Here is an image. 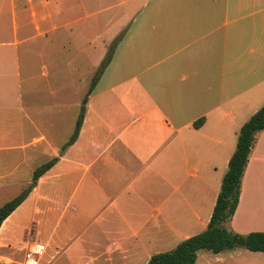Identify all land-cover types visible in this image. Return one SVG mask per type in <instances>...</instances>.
Here are the masks:
<instances>
[{
	"label": "crops",
	"instance_id": "crops-1",
	"mask_svg": "<svg viewBox=\"0 0 264 264\" xmlns=\"http://www.w3.org/2000/svg\"><path fill=\"white\" fill-rule=\"evenodd\" d=\"M44 5L32 17L47 18L48 31L54 10ZM116 6L127 30L89 96L78 138L64 150L88 90L80 66L71 71L65 40L55 50L54 41L24 54L0 50V202L58 157L2 223L0 264H25L35 244L44 248L41 264H148L204 231L238 132L264 105V0ZM21 41L14 43L29 42ZM92 56L96 67L102 55ZM226 225L264 231V129ZM196 264H264V251L200 250Z\"/></svg>",
	"mask_w": 264,
	"mask_h": 264
},
{
	"label": "rangeland",
	"instance_id": "rangeland-1",
	"mask_svg": "<svg viewBox=\"0 0 264 264\" xmlns=\"http://www.w3.org/2000/svg\"><path fill=\"white\" fill-rule=\"evenodd\" d=\"M48 1V9L54 10V14L52 22L47 27L49 30L45 31L43 26L48 24L47 18L44 20L41 15H38L34 20L32 17V8H46L44 0H33L32 3L30 0H0V41L8 44L0 46V50L10 56L14 54L15 48H19L24 54V50L25 52L38 51V48L35 47L37 42L46 44L50 41H54L55 46L53 47L52 44L50 49L55 50L60 48L58 41L65 40L63 49L71 56L72 73L77 72L76 67L80 66L81 71L85 73L89 88L93 76L127 30L129 22L119 21L123 18V8H117L116 4L119 0ZM20 10L22 11L20 12ZM57 10H61V13L55 12ZM42 13L46 17L47 9ZM59 21L65 24L59 27L57 26ZM37 23L41 26L40 29L36 28ZM53 27L55 30H52ZM25 38L29 40L28 43H14L15 40L21 41ZM45 49L47 50L49 47ZM94 51L97 55H102L103 58L96 67L92 56L95 55ZM7 86L9 89L12 88L11 94L13 95L9 97L13 99L16 91L14 80H7ZM3 203L0 202V207L4 205Z\"/></svg>",
	"mask_w": 264,
	"mask_h": 264
},
{
	"label": "trees",
	"instance_id": "trees-1",
	"mask_svg": "<svg viewBox=\"0 0 264 264\" xmlns=\"http://www.w3.org/2000/svg\"><path fill=\"white\" fill-rule=\"evenodd\" d=\"M114 49L105 58L103 64L93 76L91 85L83 98L74 132L62 150L73 144L78 138L84 121L89 96L105 68L110 63ZM202 123L203 120H198L194 125L199 127ZM263 129L264 105L241 126L238 132L236 149L230 158L228 171L223 177L221 191L218 195L208 227L204 231L184 239L173 249L152 255L148 264H196L200 250H210L214 253H220L225 250L245 247L252 251H264V231H253L247 234H241L226 225L234 216L240 200L242 178L250 159L256 134ZM57 161L58 157H54L38 166L34 170L29 185L17 196L0 207V227L4 220L29 196L37 185L39 178Z\"/></svg>",
	"mask_w": 264,
	"mask_h": 264
},
{
	"label": "built area",
	"instance_id": "built-area-1",
	"mask_svg": "<svg viewBox=\"0 0 264 264\" xmlns=\"http://www.w3.org/2000/svg\"><path fill=\"white\" fill-rule=\"evenodd\" d=\"M43 249L44 248L39 244H35L33 247H31L25 264H41L40 258L44 251Z\"/></svg>",
	"mask_w": 264,
	"mask_h": 264
}]
</instances>
